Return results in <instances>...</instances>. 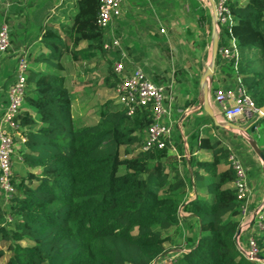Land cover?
<instances>
[{
    "label": "trees",
    "instance_id": "obj_1",
    "mask_svg": "<svg viewBox=\"0 0 264 264\" xmlns=\"http://www.w3.org/2000/svg\"><path fill=\"white\" fill-rule=\"evenodd\" d=\"M229 6L241 59L236 70L218 52L215 66L223 89L242 85L260 109L264 105V0H229ZM99 7L100 0H80L75 31L84 40L98 39L100 51L111 53L105 80L115 90L121 75L114 61L122 59V53L119 48L104 49V43L112 40L109 35L104 39L109 29L97 23ZM52 32L44 33V42L56 45ZM229 38L228 28L221 27L218 47L227 46ZM255 50L260 68L250 56ZM41 60L47 70L29 69L27 75L25 103L17 117L25 140L15 138V191L6 205L0 188V243L5 244L0 259L10 252L3 264H153L168 255L169 246L185 248L171 264H264L248 259L238 246L243 201L233 187L235 171L229 162L233 150L212 133H201L208 123L214 126L210 116L192 114L185 133L175 123L162 147L140 150L153 123L150 105L128 115L116 99L106 100L97 123L79 125L66 79L54 72L61 66L59 55H42ZM17 61L6 90L16 79ZM195 103L190 99L178 105L175 100L174 119L179 118L176 111ZM263 119L259 115L253 125L259 127ZM256 142L264 160L260 129ZM198 151L212 158L199 160ZM194 187L206 196L199 193L187 202ZM181 211L188 215L182 216ZM251 236L264 257V229H250L248 247Z\"/></svg>",
    "mask_w": 264,
    "mask_h": 264
},
{
    "label": "crops",
    "instance_id": "obj_2",
    "mask_svg": "<svg viewBox=\"0 0 264 264\" xmlns=\"http://www.w3.org/2000/svg\"><path fill=\"white\" fill-rule=\"evenodd\" d=\"M79 2L80 0H4L0 4V21L6 18L12 44L8 52L0 54V119L8 100L5 88L7 77L15 68L18 55L24 52L28 55L29 69L37 73L47 70V63L41 60L42 55L54 52L59 55L57 61L61 66L55 67L54 72L66 79L75 119L79 125H92L83 120L89 111L84 110L82 104L115 99L114 88L108 86L105 80L107 58H111V53L103 54L100 51L98 39L84 40L75 31V14ZM47 30L55 34L51 36V40L57 42L56 45L44 42ZM112 31L118 34L121 41L126 72H131L135 66H141L146 76L156 84L166 85L173 81L174 97L178 105L190 99L196 100L192 107L176 111L179 118L175 123L181 132L187 131L186 124L192 114L210 116L204 109L201 83L204 72L212 64L213 35L217 28L205 0H124L122 15L115 20ZM109 34L110 29L104 32V39ZM178 71L183 72L176 77ZM218 73L215 66L213 80H207L208 94L205 100L214 113L216 122L210 116L214 126L212 122L208 123L201 128V133H212L223 140L247 169L253 197L237 238L239 248L245 252L249 248L248 225L252 223L257 204L263 202L264 198V164L256 151V148L260 150L256 142V127L253 125L256 118H227L215 102L214 90L224 88V82ZM185 152L189 157L188 145H185ZM195 156L199 160L212 158L210 153L203 151L196 152ZM252 162L256 163L255 166ZM187 168L192 171L190 164ZM204 192L200 187H194L187 202L199 193L206 196ZM181 213L182 216L188 215L184 211ZM171 251L172 246H169L167 253Z\"/></svg>",
    "mask_w": 264,
    "mask_h": 264
},
{
    "label": "built area",
    "instance_id": "obj_3",
    "mask_svg": "<svg viewBox=\"0 0 264 264\" xmlns=\"http://www.w3.org/2000/svg\"><path fill=\"white\" fill-rule=\"evenodd\" d=\"M124 0H100V7L97 17L98 25L103 29H110L111 42L104 43V49H122L119 37L112 31L114 22L122 15V3ZM209 7L210 14L217 28L219 36L220 28H228L230 38L227 46L218 47L221 57L227 61H232L235 69H238L241 59V52L231 27L235 24V19L231 13L229 0H205ZM4 0H0L2 4ZM12 47L9 25L6 19L0 28V54L8 52ZM122 53V51H121ZM16 79L7 90L8 105L6 106L0 119V188L4 195V205L13 196L15 188L12 182L14 173V156L16 153L15 138L18 136L23 141L25 137L21 135V124L17 119L23 110L27 87V75L29 62L27 53L18 55ZM125 55L122 59L114 61V68L117 74L121 75V80L115 88V99L127 110L128 115H133L137 108L150 105L153 111V123L147 130V138L139 147L140 150H147L153 145L162 147L163 139L172 133L175 124L173 102H174V82L166 85H159L150 80L141 66H135L131 72L125 71ZM240 82V80H239ZM214 100L221 108V112L227 118H240L248 120L257 118L260 109L256 106L253 98L242 85H238L235 90H225L217 88L214 90ZM264 127V119L262 122ZM261 126L256 127V134ZM229 162L235 171L233 187L237 191V197L243 201L241 207L242 218H246L249 213V204L253 197V187L250 185L247 176V169L236 156L231 153ZM263 202L257 204L252 223L248 225L251 231L264 229ZM184 246L173 248L165 257L153 262V264H171L177 255L184 251ZM250 260H258L259 249L253 236L249 238V248L244 252Z\"/></svg>",
    "mask_w": 264,
    "mask_h": 264
},
{
    "label": "water",
    "instance_id": "obj_4",
    "mask_svg": "<svg viewBox=\"0 0 264 264\" xmlns=\"http://www.w3.org/2000/svg\"><path fill=\"white\" fill-rule=\"evenodd\" d=\"M213 57H212V64L210 67H208L206 69V71L203 74L202 77V83L201 86L204 90V109L205 111L214 119V121L216 122V117L214 115V113L212 112V110L206 105L205 100L207 99V94H208V86H207V80L210 79L211 81L214 78V74H215V64H216V58H217V54H218V34L217 32L214 33L213 35ZM260 116H264V105L260 108V112H259ZM256 151L259 155V157L261 158L263 164H264V160H263V156L260 150H258L256 148ZM263 176H264V170H263ZM241 233V229L238 230L236 237L238 238L239 235ZM258 260L264 261V257L261 255L257 256Z\"/></svg>",
    "mask_w": 264,
    "mask_h": 264
},
{
    "label": "rangeland",
    "instance_id": "obj_5",
    "mask_svg": "<svg viewBox=\"0 0 264 264\" xmlns=\"http://www.w3.org/2000/svg\"><path fill=\"white\" fill-rule=\"evenodd\" d=\"M251 54L253 55H250L252 56V58H254V66L257 67V68H260V60H259V51L258 50H255L254 52H252ZM102 98V97H101ZM105 100V99H104ZM109 100V99H108ZM105 101H99V102H92V103H89V104H82L81 106H84L82 107L84 110L85 109H88V113L84 116L83 120L85 122H87L88 124H94L98 119H99V111H100V105L102 103H104ZM78 108V107H77ZM76 108V109H77ZM82 108H81V111H82ZM77 111V110H76ZM77 113V112H76ZM78 114V113H77ZM260 130L262 131V133L264 132V127L262 126V123L260 125ZM264 177V176H263ZM263 201H264V198H263ZM169 245H171V243H167L166 246L168 247ZM5 244L4 243H0V248L1 247H4ZM169 248V247H168ZM10 255V252L9 251H6L5 253V256L3 258L0 259V264H3L4 261H6V259L9 257Z\"/></svg>",
    "mask_w": 264,
    "mask_h": 264
}]
</instances>
